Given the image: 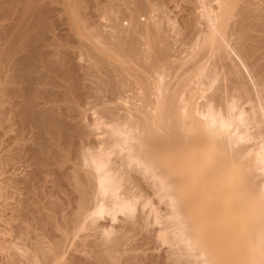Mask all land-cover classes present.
I'll use <instances>...</instances> for the list:
<instances>
[{
    "label": "bare ground",
    "instance_id": "6f19581e",
    "mask_svg": "<svg viewBox=\"0 0 264 264\" xmlns=\"http://www.w3.org/2000/svg\"><path fill=\"white\" fill-rule=\"evenodd\" d=\"M89 1L0 0L3 264H264V0Z\"/></svg>",
    "mask_w": 264,
    "mask_h": 264
},
{
    "label": "rangeland",
    "instance_id": "374dc122",
    "mask_svg": "<svg viewBox=\"0 0 264 264\" xmlns=\"http://www.w3.org/2000/svg\"><path fill=\"white\" fill-rule=\"evenodd\" d=\"M86 1H87V2H86ZM173 1L175 2V4L177 3V1H175V0H173ZM82 2H84V0H82ZM85 2H86V5H85ZM85 2L83 3V4H84V7L87 6V7H85V8H87L86 11H87V10L89 11V12H88V11H87V12H88V15L90 16V17L88 16V18H89L88 21H89V20H94L98 15L101 16V15L103 14V13H102V14L99 13L98 15L95 16V14L97 13V12H96L97 9H94L93 7H90L91 4H90V1H89V0H85ZM174 2H172V3H173V5H174V7H175ZM87 3H89V4H87ZM172 3H171V5H172ZM174 7H173V8H174ZM89 8H90L91 10L94 9L95 11H91ZM159 8H163V5H162V7H159ZM176 8H177V7H176ZM163 9H165V7H164ZM174 9H175V8H174ZM174 9H173V10L170 9V12H171V10H172L171 13H173V11H175ZM170 12H169V14H170ZM94 13H95V14H94ZM92 14H93V15H92ZM173 14H174V13H173ZM144 15H145V14H143V16H144ZM100 16L97 17V18H99V20L101 21V23H103V22L105 23L107 20L105 19L104 14H103V16H101V17H100ZM141 16H142V14H140L139 19H140V21H143V20L145 19V17H143V16L141 17ZM102 17H103L104 19H103ZM97 18H96V19H97ZM101 18H102V19H101ZM143 18H144V19H143ZM141 19H142V20H141ZM86 20H87V19H86ZM123 21H124V20H123ZM123 21H122V22H123ZM104 23H103V24H104ZM123 23L125 24L126 21H124ZM64 24L66 25V23H64ZM61 25H62V24H61ZM63 26H64V25H63ZM179 51H180V50H179ZM183 52H184V50L181 51V54H183ZM79 58H80V59H78V60L82 61L83 58H82V57H79ZM81 58H82V59H81ZM5 123H6V122H5ZM5 123H3L4 127L7 126V125H6L7 123H6V124H5ZM11 123H12V122H11ZM11 123H9V124L11 125ZM13 124L16 125L17 122H16V123H15V122L12 123V125H13ZM15 125H14L13 127H12V126H9V127H11V128H8V131H7L6 127H5V128L3 127V129L0 128V131H1V129H2V133L0 132V137L2 138V137H4L5 135H12V134H13V135H12V136H13V139L15 138V136H18V135L22 138V136H23V137H25V136L28 137V136H31V135H32V134H30V133H33L34 131L36 132V129H34V127H33L32 129H34V130H31V129H30V131H33V132H30V131L27 130V132L24 133V131H25V130H24L23 132L21 131V132L23 133V135H21L22 133L19 134V133L17 132V131H20V130H18V129H17V128H18L17 125H16V126H15ZM100 126H101V125H100ZM101 127H103V126H101ZM11 129H12V130H11ZM15 129H17V130H16V134H15ZM28 129H29V128H28ZM5 130H6V131H5ZM10 131H11V132H10ZM99 131H101L100 128H99V130H98V129H95V133H94V132H92V133L96 134V132L99 133ZM3 132H4V133H3ZM7 132H8L9 134H8ZM26 133H27V134L29 133L28 136L26 135ZM4 134H5V135H4ZM24 134H25V135H24ZM33 134H35V133H33ZM14 135H15V136H14ZM91 135H92V136H91ZM91 135L89 134V136L93 137V134H91ZM97 136H98V135H97ZM97 136H96V137H97ZM100 136H101V135H99L98 137H100ZM6 137H7V136L4 137L5 140H6ZM9 137H11V136H9ZM11 138H12V137H11ZM17 139H20V138L18 137ZM3 140H4V139H3ZM3 140L0 139V143H1V144H0V147H1V148H0V153H1V154H0V162H1V158H2L3 161H6L5 164L7 165L8 160H9V159H10V160H9V162H8V163H9V166H8V165L5 166V164L2 163L3 161L0 163V164H1L0 166L3 167L2 169L0 168V169H1L0 171L3 170V171L6 173V171L8 170V168L11 166V165H10V162H11V161L13 162V160H14V165H15V163L18 161L17 159H13L12 156H14L15 154H18L17 156H20V155H21V156H20L21 159L16 163V164H17V167H16V165H15L14 167H13V165L11 166V167H13L14 171H13V170L11 169V167H10V170H12L13 172L10 171V170H8L7 172H8L9 175H7V173L5 174L3 171L0 173V175H2L3 178H6L5 176H7L6 181H4V179L0 178V179L3 180V181L0 180V182H1V183H4V182L7 183V182H8V184H9V180H10V179H8V178H10V177H11V180H12L11 182L14 183V180H13V178H12V177H14V176H12V175H14V174H13L14 172H16L15 174H17V175H18L17 172H19V173H20L19 175L24 176L23 173H24V171H25L26 165L29 166V161H31V160H29V159H30V158H29L30 155L27 154V153L25 152V150L27 149V147H29L30 145H29V142H28V143L26 142L28 146L26 145V143H25L26 140H23V141H24L23 143H22V140H20V141H21L20 146H24L23 149H22V147H21L22 150H20V146H19V148H18V147L14 146V145H11L12 147L14 146V148L16 147V149H17V152H16V149H15V151H13L14 148H12V147H11V148H8V146H7V148H6V145H9V144H6V142H2ZM5 140H4V141H5ZM15 140H16V139H15ZM28 140H30V139H28ZM31 141H32V140H31ZM31 141H30V142H31ZM32 142H33V141H32ZM2 143H5L6 145L4 144L5 146H3ZM33 143H34V142H33ZM33 143H32V145H33ZM23 144H24V145H23ZM18 145H19V144H18ZM18 145H17V146H18ZM2 146H3V147H2ZM25 146H27L26 149H25ZM4 147H5V148H4ZM9 147H10V146H9ZM4 149H5V150H4ZM8 149H9V150H8ZM11 149H12V151H10ZM24 149H25V150H24ZM23 150H24V151H23ZM63 150L66 151L67 149L65 148V149H62V151H63ZM3 151H4V153H3ZM7 151H8V152H7ZM67 151H68V150H67ZM11 152H13V155L11 154ZM14 152H15V154H14ZM6 153H8V154H6ZM25 153H26V154H25ZM9 154H11L12 156H11V155L9 156ZM23 154H25L26 158L28 157V158H27L28 160L25 158V156H23ZM6 155H7L8 157H7ZM27 155H28V156H27ZM4 157H5V158H4ZM6 157H7V158H6ZM10 157H12V158H10ZM23 157H24L25 159H24ZM14 158H18V159H19V157H16V155H15ZM11 159H13V160H11ZM22 159H23V160H22ZM31 159H32V158H31ZM15 160H16V161H15ZM27 161H28V162H27ZM12 162H11V164H13ZM32 162H33V160H32ZM2 164H4V165H2ZM31 164H33V163L30 162V165H31ZM28 166H27V168H28ZM31 166H35V164H34V165H31ZM15 167H16V168H15ZM23 167H25V168H23ZM30 168H31V167H30ZM30 168H28V169L30 170ZM6 169H7V170H6ZM15 169L18 170V171H15ZM28 169H27L26 171H28ZM21 170H22V171L24 170L23 173H21V172H22ZM9 171H10V172H9ZM26 171H25V172H26ZM2 173H3V174H2ZM10 173H11V174H10ZM10 175H11V176H10ZM8 176H10V177H8ZM0 177H1V176H0ZM14 179H15V178H14ZM15 182H16V179H15ZM1 183H0V184H1ZM16 183H17V184H16ZM16 183H14V185H16V186H17V185L20 186V184H22L21 182H16ZM18 183H20V184H18ZM6 185H7V184H6ZM10 185H12V183H11ZM1 186H2V188H3V186H5V185L1 184ZM1 186H0V190H1ZM18 186H17V187H18ZM6 188L9 189L8 187L5 186V188H3V190H1L2 192H0V193H2V194L5 193V194L3 195V197L6 195L5 198H3V197L1 198V197H0V199H1V201H0V205L2 206V208H3V206H4V208H5L4 202H2L4 199H6V201H7L8 198H9L8 202H9V201L12 202V201L14 200V199H13L14 196H15V197H16V195H17V196H20V194H21V193H19V192H21L20 190H18V192H16V193H18V194H13V193H15V191H16L17 189L13 190L14 192L11 193V192H12V191H11L12 189L10 188L9 190H7ZM5 190H6V191H5ZM6 192H7V193H6ZM2 194H1V195H2ZM8 194H10V195H8ZM7 196H8V197H7ZM21 196H22V194H21ZM6 197H7V198H6ZM11 198H12V200H11ZM4 201H5V200H4ZM6 201H5V202H6ZM1 202H2V203H1ZM1 206H0V209H1V210H0V212H1L0 216L4 214L3 217H2V216H1V217H2L3 219H5V218H7L6 216H8V214H7V215L5 214V213H7V210L3 208V209H4V213H3V209L1 208ZM144 209L146 210L147 208L145 207ZM5 211H6V212H5ZM50 211H51L50 213L53 214L52 210H50ZM2 213H3V214H2ZM150 213H151V212H150ZM152 215H153V216H152ZM154 215H155L154 212H153L152 214L148 215V217L150 216L149 219L151 218V220H152V217H154ZM4 216H5V218H4ZM105 216H106V215H105ZM2 218H1V219H2ZM101 218H102V217H100V218L98 219V221H100V222L102 221V222H103L104 219H103V218L101 219ZM106 218H107V217H106ZM106 218H105L104 222L106 221ZM153 219H154V218H153ZM153 221L156 223V220H153ZM106 222H107V221H106ZM26 223H28V222H26ZM29 223H31V222H29ZM29 223H28L27 227H29ZM111 223H113V222H111ZM155 223H153V222L150 223V226L152 225V226H153L152 228H153L154 230L150 227L151 230L149 231V232L153 231V232H151L150 234H152V233L154 234V233H155L154 235H152V236L154 237V240H152L151 243H149V246L152 244L153 241H154L153 243L155 244V246H154V244H153V245L151 246V248H152L151 250H150V248H149V249L147 248V249H144V250L142 249L143 251H141L140 253H141V254L145 253L144 256H146L147 253H154V255L156 254V255H158V256H159V255H160V256H164V253H165V255H166V253H167L166 250H167V246H168V245H167L166 243H162V242H163V241H162V239H163V234L161 233V231L156 230L157 228H159L160 224H159V223L155 224ZM3 224H4V223H3ZM158 224H159V225H158ZM157 225H158V226H157ZM7 226H8V224H7ZM32 226H33V225H32ZM156 226H157V227H156ZM2 227H3V226H2ZM30 227H31V225H30ZM30 227H29V228H30ZM33 227H34V226H33ZM3 228H4V229H3ZM3 228L0 227V230L2 229L1 231H3L4 233H7V236H8V237L10 236V239L12 238L11 242H12V243H15V244L17 245L18 250H21V249L23 250V249H24L23 251H25V248H28V250L26 249L27 252H26V251H25V252H26V253H29V249H32V248L28 247V246H30V244L28 245V243H29L30 241H29V242H26V241H27V240H30V237H27V238H26V241H25V239H22V238H21L23 235H22L21 237H19V238H18V237L16 238V237L13 236V237H14V240H15V241H14V240H13V237H11V236L14 234V232H12L13 229H12V228H11V229H10V228L5 229V227H3ZM155 228H156V229H155ZM35 230H36V232L39 233V234H41V232H42V230H41V232H39L40 229H35ZM37 230H39V231H37ZM5 231H6V232H5ZM59 231H60V230H59ZM83 231H84V230H83ZM83 231H82V234H88V235L91 234V231H90V230H88L90 233H89L87 230L84 231V233H83ZM155 231H156L157 233H156ZM85 232H88V233H85ZM93 232H94V231H93ZM158 232H159V233H158ZM160 233H161V234H160ZM82 234H81V236H82ZM5 235H6V234H5ZM78 235H79V236H78ZM78 235H76L75 237H73V238H75V239H73V238H71V237L69 238L70 241H69V239H68V241L70 242V243H68V244H69V249L67 248V250H65L66 252H64V253L62 252V254L59 255L60 257H59L58 259H56V262H55L54 264H70V263H71L70 261H72L71 256H73V255L77 256V255H78V257H79V254L83 252V251H82V252L80 251V249H82L81 247H84V248H85V245H84V244H85V243H88V241H89V239H90L89 237H91V238L93 237L92 235H91V236L89 235V236H88L89 239H86V240H87V241H86L84 236H82V238L84 239V240H83L82 238H81V239L79 238V237H80V234H78ZM158 235H159V237H158ZM160 236H162V237H160ZM23 237H24V236H23ZM155 237H156V238H155ZM15 238H16V239H15ZM24 238H25V237H24ZM78 238H79V239H78ZM160 238H161V240H160ZM20 239H21V240H20ZM44 239H45L47 242L49 241V238H45V237H44ZM76 239H77V240H76ZM45 240H44V241H45ZM72 240L75 241V242L72 243V242H73ZM78 240H79V241L82 240V243H84V244H82V243L79 242ZM16 241H17V242H16ZM19 241H21V242H19ZM71 241H72V242H71ZM76 241H77L78 243H77ZM84 241H86V242H84ZM11 242H8V244L6 243V245L9 246L10 244H12ZM155 242H156V243H155ZM9 243H10V244H9ZM18 243H19V244H18ZM20 243H21V244H20ZM81 244H82V246H80ZM147 244H148V243H147ZM147 244H146L145 247H149V246H147ZM4 245H5V243L3 244V247H4ZM6 245H5V248H7ZM27 245H28V246H27ZM86 245H87V244H86ZM166 245H167V246H166ZM1 246H2V245H1ZM25 246H26V247H25ZM71 246H72V247H71ZM76 246H77L78 248H77ZM159 246H160V247H159ZM20 247H21V248H20ZM24 247H25V248H24ZM79 247H80V248H79ZM155 247H156V249H155ZM157 247H158V248H157ZM165 247H166V248H165ZM19 248H20V249H19ZM76 248H77V249H76ZM168 248H170V247H168ZM171 248H172V247H171ZM70 249H71V250H70ZM165 249H166V250H165ZM22 250H21V252H22ZM140 250H141V249H140ZM146 250H147V251H146ZM156 250H157L158 252H157ZM31 251H32V250H30V252H31ZM73 251H74V252H73ZM75 251H76V252H75ZM79 251H80V252H79ZM84 251H85V250H84ZM138 251H139V250H138ZM150 251H151V252H150ZM164 251H165V252H164ZM25 252H24V253H25ZM78 252H79V253H78ZM86 252H87V253L84 252L85 254L83 253V254H81L80 256L83 257V255H84V257H85L86 254H87V256H88V255H89V254H88V253H89L88 250H87ZM142 252H143V253H142ZM163 252H164V253H163ZM24 253H23V254H24ZM75 253H76V254H75ZM138 253H139V252H138ZM140 253H139V254H140ZM161 253H162V254H161ZM1 258H2V256H0V264H3V262L6 263V259H5V261H4V259L2 258V259H3V260H2ZM21 259H22V261H23V256L21 257ZM24 259L26 260L27 258H25V256H24ZM25 260H24L23 263L26 262V264H27L28 261H25ZM58 261H59V262H58ZM60 262H61V263H60ZM23 263H21V264H23ZM28 264H30V262H29Z\"/></svg>",
    "mask_w": 264,
    "mask_h": 264
}]
</instances>
